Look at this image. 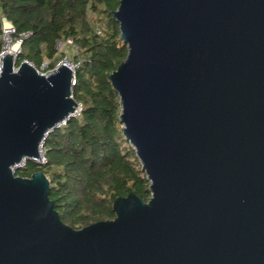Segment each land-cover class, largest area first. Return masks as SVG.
Here are the masks:
<instances>
[{
    "label": "water",
    "instance_id": "95a60500",
    "mask_svg": "<svg viewBox=\"0 0 264 264\" xmlns=\"http://www.w3.org/2000/svg\"><path fill=\"white\" fill-rule=\"evenodd\" d=\"M108 79L149 182L73 229L47 176L15 175L79 104L73 71L0 72V264H264V0H119ZM20 48V45H19Z\"/></svg>",
    "mask_w": 264,
    "mask_h": 264
},
{
    "label": "trees",
    "instance_id": "16d2710c",
    "mask_svg": "<svg viewBox=\"0 0 264 264\" xmlns=\"http://www.w3.org/2000/svg\"><path fill=\"white\" fill-rule=\"evenodd\" d=\"M119 0H0L1 18L20 39L16 65L45 61L52 70L61 60L58 45L75 54L72 97L77 116L53 129L44 139L46 162H27L15 175L41 171L49 180V197L63 223L73 229L112 219L113 200L129 193L147 202L149 182L133 148L122 136L119 97L108 75L125 59L112 17ZM67 40L71 44H67Z\"/></svg>",
    "mask_w": 264,
    "mask_h": 264
},
{
    "label": "built area",
    "instance_id": "2783aa9c",
    "mask_svg": "<svg viewBox=\"0 0 264 264\" xmlns=\"http://www.w3.org/2000/svg\"><path fill=\"white\" fill-rule=\"evenodd\" d=\"M1 21H2V27H1V40H2V46H1V49H0V72H1V65H2V60H3V57H4V51H5V47H4V42H5V37H9L10 41L12 44H18V49H17V57L20 53V48H19V45L21 44V40L20 39H13V35L15 33V29L13 28V26L7 22L4 18H1ZM67 44H71V41L70 40H67L66 42ZM60 45V44H59ZM58 45V46H59ZM13 57V56H12ZM16 57V59H17ZM16 61V60H15ZM25 62L29 63L31 66H33L38 73H42V74H47L49 72H51L52 70H46L47 68V61H45L44 63L41 64L40 67L36 68L30 61L28 60H24ZM60 63H64L66 64L68 67L72 68V67H76V64L74 65H71L70 63V66L68 65L69 62L68 61H61ZM60 63H58L57 65H59ZM56 65V66H57ZM55 66V67H56ZM18 65L15 64V71L17 69ZM74 67V68H75ZM80 105L77 106V109L73 112V114L70 116V117H75L79 114L80 112ZM64 124L66 123L65 121L63 122ZM44 140L40 143L39 145V153H38V157H35V158H22L20 163L14 167V170H13V173L15 174V171L17 170H21V169H24L27 165V162H33L35 164H38V165H42L46 162V158H45V152H46V148L44 147Z\"/></svg>",
    "mask_w": 264,
    "mask_h": 264
},
{
    "label": "rangeland",
    "instance_id": "374dc122",
    "mask_svg": "<svg viewBox=\"0 0 264 264\" xmlns=\"http://www.w3.org/2000/svg\"><path fill=\"white\" fill-rule=\"evenodd\" d=\"M58 50H59V53L62 55L61 56V60L59 61V63L61 62V61H68L69 62V66H70V63H71V65H74V64H77L76 62H75V58H74V55H76L75 54V51L71 48V47H67L66 45H63V44H60L59 46H58ZM47 64H48V62H47ZM61 64V63H60ZM75 67V66H74ZM74 67H72L71 69H72V71H74ZM64 125V123H60L59 125H57L56 126V128L57 127H61V126H63Z\"/></svg>",
    "mask_w": 264,
    "mask_h": 264
},
{
    "label": "bare ground",
    "instance_id": "6f19581e",
    "mask_svg": "<svg viewBox=\"0 0 264 264\" xmlns=\"http://www.w3.org/2000/svg\"><path fill=\"white\" fill-rule=\"evenodd\" d=\"M4 47H5V51H4V56L6 54H11L13 56V60H16V57H17V49H18V44H12L9 37H5V42H4ZM73 113H71L72 115ZM68 117H66L63 121L59 122L57 125H59L60 123H63L64 121H66ZM39 153V151H38ZM21 161V160H20ZM15 163L14 165L11 166V170L13 172L14 170V167H16L19 163Z\"/></svg>",
    "mask_w": 264,
    "mask_h": 264
}]
</instances>
